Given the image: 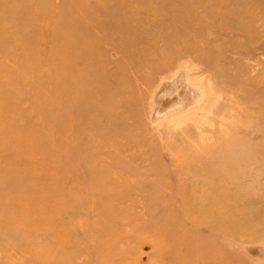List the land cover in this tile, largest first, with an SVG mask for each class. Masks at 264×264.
Listing matches in <instances>:
<instances>
[{
	"label": "rangeland",
	"instance_id": "rangeland-1",
	"mask_svg": "<svg viewBox=\"0 0 264 264\" xmlns=\"http://www.w3.org/2000/svg\"><path fill=\"white\" fill-rule=\"evenodd\" d=\"M0 264H264V0H0Z\"/></svg>",
	"mask_w": 264,
	"mask_h": 264
}]
</instances>
